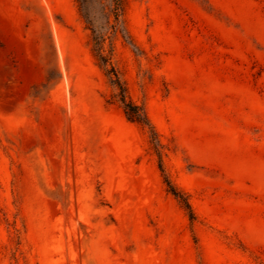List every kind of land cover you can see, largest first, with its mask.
Returning a JSON list of instances; mask_svg holds the SVG:
<instances>
[{
  "label": "rangeland",
  "instance_id": "374dc122",
  "mask_svg": "<svg viewBox=\"0 0 264 264\" xmlns=\"http://www.w3.org/2000/svg\"><path fill=\"white\" fill-rule=\"evenodd\" d=\"M114 8L0 0V264H264V0Z\"/></svg>",
  "mask_w": 264,
  "mask_h": 264
},
{
  "label": "trees",
  "instance_id": "16d2710c",
  "mask_svg": "<svg viewBox=\"0 0 264 264\" xmlns=\"http://www.w3.org/2000/svg\"><path fill=\"white\" fill-rule=\"evenodd\" d=\"M126 0H114V14L115 18L118 21L120 18L121 13L124 11ZM88 23L90 25V30L93 34V42H94V51L96 52V56L101 61V65L105 67L107 75L110 77L111 84L115 87V89L118 91L117 97L118 102L121 104V107L123 108L124 112L128 116L130 120L133 122H136L143 127H147L151 133L154 132V127L152 126L150 120L148 119L147 114L145 111L139 107L138 105L134 104L132 100L130 99L128 95V90L125 85V83L121 80L119 73L116 71V69L113 66H109L106 57L103 54L102 50V42L104 40V36H101L97 34L96 30L92 27L91 21L88 20ZM162 172H164L162 166L160 165ZM165 182L168 186L169 191L176 196L186 210L189 212V216L191 220L195 219L194 212L192 210V207L187 199V197L180 191L175 185L171 183V181L165 177Z\"/></svg>",
  "mask_w": 264,
  "mask_h": 264
}]
</instances>
